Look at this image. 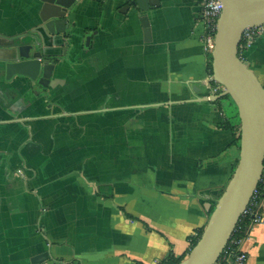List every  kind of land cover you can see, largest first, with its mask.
I'll return each instance as SVG.
<instances>
[{
    "label": "crops",
    "instance_id": "obj_1",
    "mask_svg": "<svg viewBox=\"0 0 264 264\" xmlns=\"http://www.w3.org/2000/svg\"><path fill=\"white\" fill-rule=\"evenodd\" d=\"M38 5L0 0V34L29 30ZM125 5L75 7L47 87L0 70V264L183 261L231 180L240 119L211 95L199 0H160L148 40ZM244 56L264 84V36ZM242 249L264 264V224Z\"/></svg>",
    "mask_w": 264,
    "mask_h": 264
},
{
    "label": "water",
    "instance_id": "obj_2",
    "mask_svg": "<svg viewBox=\"0 0 264 264\" xmlns=\"http://www.w3.org/2000/svg\"><path fill=\"white\" fill-rule=\"evenodd\" d=\"M33 25L23 34H0V70L7 81L26 77L47 87L56 62L67 56L77 32L71 24L83 0H38ZM139 15L146 39L151 38L149 11L160 0H124ZM212 53L214 81L223 86L240 119V156L232 178L209 216L198 243L180 264H215L225 249L264 172V84L239 56L246 28L264 24V0H222ZM219 98V97H218ZM211 204L206 206L210 212Z\"/></svg>",
    "mask_w": 264,
    "mask_h": 264
},
{
    "label": "built area",
    "instance_id": "obj_3",
    "mask_svg": "<svg viewBox=\"0 0 264 264\" xmlns=\"http://www.w3.org/2000/svg\"><path fill=\"white\" fill-rule=\"evenodd\" d=\"M201 14L197 19V25L201 27V43L206 55L208 65V75L206 80L212 83L211 95H218L224 92V88L218 82L214 81L212 66V53L216 47V35L218 23L224 9L222 0H199ZM264 36V24L246 28L243 31L241 43L239 45V56L245 61V51L258 37ZM209 97V96H208ZM264 184V178L260 182ZM259 182V184H260ZM262 190L255 189L248 205L243 211L230 239L219 256L215 264H248V256L242 249L244 238L240 236L242 226H238L241 221L249 220L246 227V233L249 228L264 224V214L262 212L263 200L261 199Z\"/></svg>",
    "mask_w": 264,
    "mask_h": 264
},
{
    "label": "trees",
    "instance_id": "obj_4",
    "mask_svg": "<svg viewBox=\"0 0 264 264\" xmlns=\"http://www.w3.org/2000/svg\"><path fill=\"white\" fill-rule=\"evenodd\" d=\"M210 70H212V66H210ZM239 141H240V135H239ZM234 171H235V170H234ZM234 171H233V173H234ZM233 173H232V175H233ZM231 178H232V177H231ZM263 178H264V172H263V175H262V180H263ZM259 189L262 190V193H261V199L264 200V184L262 183V181H261L260 184H259ZM215 205H216V203H214L213 207L211 208V210H210V212H209V216L211 215V213H212V211H213ZM248 225H249V220L241 221V222L239 223V225H238V226H242V228H243V229L240 231V234H239V235L242 236L243 238H245V236H246V234H247V233H246V227H247ZM204 229H205V228H204ZM204 229H202V230L200 231V233H199L197 239L193 240L192 245H191L190 252H191V250L193 249V247H195L196 244L198 243V241H199L201 235L203 234ZM181 261H182V259H176V258H174L173 256H171V257L167 260L166 264H180Z\"/></svg>",
    "mask_w": 264,
    "mask_h": 264
}]
</instances>
